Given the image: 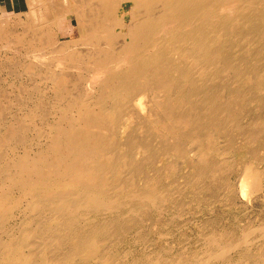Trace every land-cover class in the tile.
<instances>
[{
  "label": "bare ground",
  "instance_id": "obj_1",
  "mask_svg": "<svg viewBox=\"0 0 264 264\" xmlns=\"http://www.w3.org/2000/svg\"><path fill=\"white\" fill-rule=\"evenodd\" d=\"M23 1L34 9L27 20L1 16L0 49L22 55L25 72H42L54 103L45 112L39 98L9 120L0 107V264H264V227L237 239L211 231L197 254L144 245L142 228L172 196L143 171L158 158L152 138L173 181L179 163L197 170L186 187L233 168L234 159L214 160L231 153L217 135L250 137L231 109L247 96L225 76L264 87V0H39L47 9L36 17L38 0ZM69 84L93 93L66 96ZM49 115L34 148L28 124ZM140 115L149 122L138 123L137 139L128 132ZM253 158L239 176L248 198L264 193ZM130 234L138 250L123 246Z\"/></svg>",
  "mask_w": 264,
  "mask_h": 264
},
{
  "label": "rangeland",
  "instance_id": "obj_2",
  "mask_svg": "<svg viewBox=\"0 0 264 264\" xmlns=\"http://www.w3.org/2000/svg\"><path fill=\"white\" fill-rule=\"evenodd\" d=\"M42 6H43L42 3L39 2L38 0V2L35 5V9L41 7V10H39L37 14L33 13L34 14L33 17H36L35 15H39V13L42 14L41 12H46L47 8L45 6L43 7ZM2 7L3 9H1ZM33 9L34 8L32 4L29 6V9L26 8L23 0H0V19L1 16L4 18L10 14L9 17H12L10 19H15L17 15L19 16L21 15V17L24 20H27V17L30 14H26V13L32 12ZM14 14L16 15L15 18H13L15 16ZM15 20H13V22H15ZM259 43H262L261 45L264 47V40H262V42ZM0 53H1L0 96L1 97L6 96L4 98L0 97V107L6 116L5 117L2 114L4 117L2 115L1 117H3L4 119L6 118V120L7 119L9 120L12 117L11 115H14L15 112H16L15 115H18V113L19 115H23L24 114L23 112H26V110L27 111L31 110L33 106L37 104V100L39 98H42L43 99L42 101L46 102L47 104V105L45 104L46 106L44 107L45 112L46 110L50 112V107L52 108L54 101L53 99H51L52 90L50 88V85L45 80H43V76H44L43 73L38 70H32L31 73L25 72V67H26L24 65L25 60H23L22 55L14 54L12 53L11 50L4 48L0 49ZM237 58L238 57H235L234 59ZM250 62L252 61L250 60ZM8 72L10 73V75L8 74ZM15 73L18 74V78L16 77ZM225 78L229 81L228 82L226 80L227 84L230 86L229 90L234 91L235 89H237L243 92L247 96V100L244 103L237 102L236 104H233L231 106V109H232V113L234 111L236 112V115L233 116V119L235 118L239 122L240 126L249 130V132L251 133L250 137H247L240 134L237 130H233L227 135L226 134L217 135L219 137V138L217 137L218 142L219 143L222 142L220 144L217 143L219 144L218 145L219 148H221V150H225V149L230 150L231 153L225 156L224 155L215 156L214 160L217 161L219 165H222V160H224L225 158L232 160L234 159L232 161L233 168L229 172L226 173H224L223 171L222 173L221 171L216 172L217 175L219 174L218 177H220V179L227 178L228 184L223 183L221 180L219 181L218 177L216 178V180L214 178L207 177L208 179L206 178L204 182H202L203 184L191 183L188 184L189 186L186 185L185 187V181L187 179L190 180L191 178H193V176L196 175V171H197L192 165L185 163L184 164L179 163L180 165L179 171L181 172H179L178 176L173 181L172 178L169 177L171 169L168 166V162H166L167 159L161 156V150L160 151L158 150V147L161 148V145L158 144V139L155 140L154 138H152L151 141L152 147L158 153L157 155L158 158L157 161L155 162V166L152 165V167H146L143 169V171L150 175L157 173L159 176V180H158L159 189L166 190V192L172 196L170 198L171 202H168L167 205H165L166 208L162 212V214H158L157 212H155V210H151L147 213V219L144 222V224H142L143 225L142 228L144 227L143 229L148 233V241L144 242V245H148V243H150V245L152 244V246L156 248V250H160V251L173 250L174 252H179L184 249H187L188 252L197 254L200 252V248H202L201 245H202V241L204 240L203 238L207 237L211 233V231L223 230L228 234H233V236L237 239L242 237L243 233H248V232L253 233L254 236L257 237L259 236L258 235L259 230L262 227H264V193L263 194L258 193L254 195L253 198H248L241 194L240 186H239V176L242 173L243 167L246 164H248L252 159H254L253 157H257V160H262L260 161L261 163L259 165V168L264 172V167H263L264 166V160H263L264 159V87L261 86L260 88H258L256 87L255 84L250 85L246 83L247 81H244L245 79L240 81L236 80L234 82L229 80L227 76H225ZM19 87L21 88V90ZM80 87L81 85L75 86L69 84L67 87L68 93L66 96L68 95L75 96L77 93L80 92V90L83 91L82 88L79 90ZM232 87H237V88L233 89ZM89 91H91L90 93H93L92 92L93 90H88L86 91V93L83 91V93L87 95V92L89 93ZM222 93H226V92H222ZM40 94L42 96H40ZM15 97L17 99L19 98L20 101L14 99ZM137 119L138 120L134 122L133 129H130L128 133L133 132L134 136L132 137L137 139H142L145 138L144 126H141L138 123L142 122L147 126L149 121L147 119V116H143V115L138 116ZM42 120L43 121L52 120V116L49 115L46 117V119L42 117H37V120L35 118L33 120V123L28 124V128H27L28 133H26V135L28 139L34 137L32 141V143L34 142L33 143L34 148L36 146V141H38L37 132L42 128V123H43ZM2 126H3V122L1 118L0 127ZM123 135L124 133L120 137V138L123 137L121 139L122 141H124V136H126L127 133L124 136ZM40 143L44 144L45 141H43L42 139ZM205 143L207 144L206 140ZM242 146H244V149ZM230 147L233 148L234 150L231 149ZM242 149L243 151H241ZM17 151L20 155L23 154L22 148H17ZM8 152L9 150L6 149L2 151L3 154H6ZM138 156H139L138 159L140 160L144 158L142 154H139ZM240 156H242L243 158ZM141 163L144 164L145 161L141 160ZM183 188L185 191L183 190ZM191 196L193 197V199ZM226 207L228 209H226ZM190 213L191 215H189ZM168 217L170 218V220ZM172 217L173 219H171ZM167 224L169 227H167ZM235 226L237 227L235 228ZM164 236H166V238H164ZM132 237L133 236L131 234L128 235V237L124 239L123 246L124 247L127 246V248L138 250L141 247V245L137 244ZM164 243L167 245H165Z\"/></svg>",
  "mask_w": 264,
  "mask_h": 264
}]
</instances>
